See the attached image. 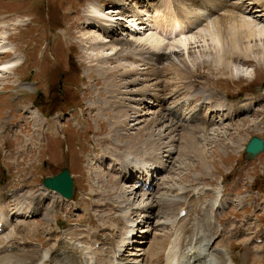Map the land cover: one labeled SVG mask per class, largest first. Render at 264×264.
<instances>
[{
    "label": "rangeland",
    "instance_id": "obj_1",
    "mask_svg": "<svg viewBox=\"0 0 264 264\" xmlns=\"http://www.w3.org/2000/svg\"><path fill=\"white\" fill-rule=\"evenodd\" d=\"M231 1L236 2L235 0ZM152 3L159 6V10L155 15L148 12L146 17L148 16L152 22L150 21V25L148 24L146 27L143 24L140 25L141 28L135 34L136 37L141 39L139 43L136 42L137 56L134 60L132 58L123 60L115 58L108 59L105 62L101 61V57L106 56L108 50L98 51L95 39L108 42L107 40L110 38L107 39L106 35H102L99 30H97V33L95 32L97 35H94V33L90 34V32L97 29L96 26L87 28L88 33L84 35L79 31L82 27L80 21L84 22V17H90L96 21V18L88 13V6L93 4L101 5L105 9L104 11H107L113 7L112 0H0V45L1 43L4 44L5 41L2 39V35H5L8 38L6 40L7 44L11 47L7 50V54H0V66L5 64L13 54L21 59V64L13 71L12 68L15 67L13 63L7 72L0 68V127L8 122L22 121L21 113L17 110L18 95H21L24 99L25 97L27 98L22 104V110H26L27 108V112L23 118L25 141L11 140L7 135L3 136L0 134V187L9 185L10 187L8 188L11 192L8 194L19 190V193L21 191L22 193L29 191L30 193L33 192L39 195L40 191L44 192V186L42 185L43 177L51 176L66 166L72 172L75 188L74 196L75 198L77 197L76 195L80 197L76 200L71 198L74 200L73 202L79 203L84 199L82 197L86 198L82 192L85 189L88 193L107 190L108 194L112 189L110 186L113 184L112 180L114 179L113 175L108 176L107 173L110 165L108 162L100 164L95 159L92 160L93 150L105 153L106 156L108 155L107 149L109 148L114 151L123 152L124 146L128 143L127 140H132V132L137 134V128L145 125V122H141L139 126L128 122L131 120L121 122L119 124L124 129L118 130V134H115L110 131L105 118V116L111 115L112 111L108 109L109 111L107 110V114L105 113L106 115L104 116L103 111L97 110L91 112V108L89 109V107L93 102H97L96 104L99 108L103 106L100 98L101 96H106V93L104 90L98 89L103 84L101 78L103 69L105 67L112 68V66L114 67L121 63L115 66L111 72L117 78L126 71L124 64L127 65L130 60L135 61L136 66L134 67L137 69L135 73L133 72L134 75L132 73L126 75L123 79L116 81L114 87L119 91L136 90L146 87L144 92H147V95L142 97H144L143 99L146 102H149V110L155 113L163 112L164 108L171 107L177 98L185 99L188 93L185 89V86L188 85L187 81L194 82L193 85L199 89H205L215 94L213 95V101L215 102H219L226 97V100L230 102L246 101L252 103V108L248 111L238 113L235 116H229L228 119H224L221 116L222 121L217 118L219 121L214 122V120L213 124L208 126V122L206 121L208 118H214L215 114L213 112L210 113L211 109L207 101L200 99L194 103L191 100L193 103L189 104V101L185 100L186 106H189V109L187 108L188 110L185 112H188L194 104L202 103V111L199 113L200 116H204V120L206 121L202 122L198 120L194 123L193 127L192 124L188 125V122L181 123L182 126H176L175 142H172L174 146L167 141L169 138L168 124L162 126L153 122L152 131L156 135L154 138L156 139L157 135L162 137V149L165 150L169 147H175L176 149L169 158H159L160 154L154 157V161L162 162L165 168L154 178L150 188L154 194L165 193L170 195H178L179 190H181L180 188H184L189 193H187L189 197L187 196L186 198L187 204L181 207L185 208L184 210L187 212L185 219L210 224L212 230L215 231L212 247L219 246L221 249H226L224 247L227 246L231 251L234 264H264V248L261 250L262 245L259 244L260 242L255 241V237L250 236L251 233L248 235L250 238L246 237L249 239V242L245 243V246L248 247L244 248L241 245V240L245 239L242 234L240 236L236 234V237L234 234H231L230 236L233 237H229L228 235L231 231L229 232L226 228L229 225L231 216H235V219L238 220L237 224L243 225V227L248 225L251 227L254 223L259 227L261 222L264 223V151L258 154L254 160L250 161L244 158L243 151V146L251 136L259 135L264 138V39L258 40L255 38L253 46H251L246 55L232 51L234 55L231 57L233 65L225 67L218 60L216 49L212 47L209 41L203 42L202 38L198 36L191 39L190 34L193 32L195 34L196 32L193 26L184 29V32L188 30L189 33H186V35L190 37L186 50L174 42L178 38V33L172 29L174 26L173 11L176 15L177 12L179 14L178 8H182L184 4H190L189 1L159 0L152 1L150 4ZM246 3L247 0L243 1L242 5L239 4V7L241 11L245 12V15H249V13H246ZM260 3L264 4V2ZM173 5L177 12L173 9ZM227 8L231 9L233 5L230 3ZM254 10H256L255 7ZM145 12L143 11V14ZM76 14H79L80 17L77 21L74 20ZM250 15L255 17L257 13H250ZM146 17L142 16L144 19ZM119 21L122 23V27L116 33H113V37H120L123 40L128 38L126 40L130 41L132 38L129 37L127 31L131 28L123 20ZM141 22L143 23L140 20L139 23ZM105 23L109 24V21ZM126 26L128 30L125 29ZM123 27L124 30L122 29ZM97 36L100 37L98 38ZM150 36L159 37L163 45L152 41ZM169 44L176 45L168 48ZM149 55H153L155 58L159 55V62L153 64L152 61H148L147 57ZM20 59H18V64L20 63ZM171 61L175 63L172 66L175 67L174 69L169 66L172 63ZM130 68L132 67L130 66ZM177 68H186V71L189 73L188 75L192 78L183 76V71H178ZM30 73L33 76L32 81L36 83L38 81V84H35L36 89L33 83H28L32 86L30 89L17 86L20 85L19 82L28 81ZM191 73L194 74L192 75ZM126 77L137 78L138 82L122 85V83L129 80ZM41 88L42 90H40ZM179 90L181 92L177 96L178 92L176 93V91ZM97 92H100L101 96ZM191 92L193 93V91ZM154 93H159L158 98L152 96ZM222 95H224L223 98L220 97ZM135 97L129 96L126 100L127 105L131 108V112L135 110ZM142 97L139 96V98ZM31 102L38 105L43 114ZM235 104L240 105V103ZM72 107L77 109H71ZM28 109L29 111L37 109L38 116L40 117L41 115L43 117L42 122L43 124H47L48 127V130L44 131L45 137L43 139L41 137L44 143L40 149L39 145L41 141H38L40 135L35 134L31 128L37 119L31 117L32 115ZM113 109L120 111L124 107L114 106ZM60 110L61 113H54L56 111L60 112ZM70 110L72 111V116L77 119V124L74 122L73 125L77 126L78 129L82 127V129L76 131L74 128L67 126L62 131V135L63 133L65 135L60 136L61 134L59 135L55 130V116L60 115L62 117L61 114L64 111L63 117L65 118L68 116ZM48 111L56 115L45 116V112ZM147 111L148 107L145 105L143 112ZM94 114H98L99 117H95ZM108 118L110 120L113 119L112 117ZM69 119L72 120L71 118ZM66 124L68 125V123ZM215 126L216 128H214ZM205 129L208 131H205ZM97 131H100V135L96 134ZM20 132L19 130L16 133L20 134ZM106 136L111 137V140L115 142L114 146L109 144V140L105 139ZM75 144L77 145L76 153L73 150ZM78 146L81 151L78 150ZM20 150L22 156L19 157ZM168 160L171 162H167ZM96 166L97 168H95ZM95 171H99L103 178H99L95 174ZM102 179H107L108 181L106 180L107 182L104 183L101 182ZM135 180L136 178L133 182H130V185H126L128 189L134 190L135 185H138ZM218 185L222 187L225 194L231 195L233 199L244 194H249L250 191L253 192V194H249L250 199L254 198V194L257 196L254 204L246 205L242 210L238 209L235 205H230L225 213H222L223 211L213 212L217 223L222 226L224 225L225 234L223 231H216L215 224L211 222L209 210L204 205L205 203L202 202L203 197L200 200L201 202L198 203L195 200V196L192 195L197 189L203 190L204 187L214 188ZM126 186H122L123 190L126 189ZM140 191L134 197V205L141 202L140 197H138L142 193ZM205 191L203 192L208 193V190ZM1 192L7 194L4 188H0ZM110 193H112V190ZM110 193L109 195L111 196ZM130 197V199H133V196ZM87 198L90 199H88L87 204L89 209L86 211L82 210V204H78L79 207L72 211V213H69V208L72 206L71 199H69V202H63L59 206L54 217L51 212L47 213V209L52 204V201L47 199L44 202L45 208L39 214H29L28 217L23 218L6 216L8 227L7 230L0 231V238L4 239L6 235L9 236L8 233L14 231L12 229L13 225H16L18 227L17 237L22 238L27 244L40 247L39 249H42L40 245H43L44 248H49L54 244V238L51 233L49 234L46 231L50 230V226L47 225L48 223L55 226L51 223L53 217L59 226L65 224L64 227L56 229V232L57 230H62L58 237H61L62 232L68 231V229L91 228L98 231L101 229L98 227L101 226V220H98L97 217L103 218L109 212H113V210L104 209L103 207L98 208V210L95 206L91 205V202L96 197L88 196ZM2 200L3 198L0 197V203ZM11 200L8 197L6 201L9 204H13ZM194 201L196 202L193 203ZM199 204H201L200 207ZM255 206L259 208H254ZM161 208L164 210L170 209V219L173 218L175 211L178 210L175 203L168 205L158 204L152 210L151 214H153H150L145 219L146 221L143 219V212L139 210L135 211V213L133 210L125 208L120 212L122 215L123 213L129 214L128 212H132L129 218H132L135 224H139V221L142 220L137 227H134V234L136 233V235L132 239L134 242H132V245L130 243V247L126 251V255L128 253L131 254L128 257L129 262L127 264H145L147 261L145 255L152 251L156 252L160 248H162L160 252H168L169 244L165 241L161 247L158 245L159 242L155 241L152 243L153 246L156 245L155 250L149 249L152 240L159 237L158 233L163 232L170 236L173 230L170 224L162 227L160 225L154 226L155 221H158L160 218L156 212ZM190 208L193 210L191 211ZM88 211L89 213L84 215ZM11 216L16 215L13 214ZM86 216H89L93 224H87ZM150 218L152 223H147ZM18 221L25 222V224L21 226L18 224ZM45 227L46 229L44 230ZM263 227L264 224L261 225V229ZM140 229H143L144 232L139 231ZM229 229L237 228L235 226ZM217 230H219L218 226ZM237 230H232V232L238 233ZM247 230L249 231L250 229ZM251 231L253 232V230ZM258 234H263L262 230H259ZM157 238L156 240H158ZM166 238L167 235L163 240ZM237 238L238 241L236 240ZM261 239L257 240L261 241ZM263 241L264 238L262 239ZM72 242L74 244V240ZM56 243L58 245L62 244L57 241ZM203 245H201V248L206 247L204 249L207 251V246ZM79 249L81 248L79 247ZM88 249H85L86 251L83 250L81 256L87 259V264H94V255ZM160 255L161 253L158 255L159 260L155 264L165 263L164 261L163 263L161 262Z\"/></svg>",
    "mask_w": 264,
    "mask_h": 264
},
{
    "label": "bare ground",
    "instance_id": "obj_2",
    "mask_svg": "<svg viewBox=\"0 0 264 264\" xmlns=\"http://www.w3.org/2000/svg\"><path fill=\"white\" fill-rule=\"evenodd\" d=\"M152 1H159V0H112L113 7H111L107 11H104L105 9H103L101 5H96L97 4L96 2V4L88 6V13L92 14V16L96 18V21H94L90 17L85 18L83 16L84 22L80 21L82 30L80 29L79 31H81L85 35L88 33L89 28L96 26L97 29H95L93 32H90V34L94 33V35H97L96 34L97 30H99L102 33V35H106L105 37H107V39L110 38L107 40L108 42L101 41L100 39L98 40L97 38L95 39L97 41L96 49H98V51L108 50L107 55L101 57V61L106 62V60L108 59L110 60L115 58H119L122 60L132 58L134 60V58L137 56L136 42L139 43L141 39L135 36V34L138 33V29L141 28L138 22L141 20L144 23H146L147 26L148 24L150 25L151 20L149 19L148 16L146 17V15H148V12L149 13L151 12V14L153 13L155 15L156 12L159 10V6L154 5L153 3L150 4ZM186 1H189L190 4H184L182 8H178L179 14L174 6L175 4L173 5L174 6L173 9L177 12V15L173 11V15H174L173 18L175 20H173L174 26L172 28L173 31L176 30L175 32L178 33V38L176 39L177 41L175 40L174 42L182 46L185 50L187 48V43L190 40L189 39L190 37L186 35V33H189L188 30H185L184 32V29L189 28L190 26H193V28L196 31L195 34L194 32L190 34L191 39H194L195 36H198L202 38L203 42L209 41L212 47L216 49L218 60L221 63H223L225 67H229L230 65H233V61L231 60V57L234 55L232 51H237L239 53H243L244 55H246V53L250 50L251 46H253V41L255 38L258 40L264 39V22H263L264 4L260 3V2H264V0H247L246 13H249V15H245V12L241 11L239 7V4L242 5L243 1L246 0H235L236 2L234 1L232 2L231 0H186ZM230 3L233 5V8L228 9L227 6H229ZM254 7L256 8V10H254ZM143 11H146L147 13L145 12V14H143ZM250 13H257V16L255 17L251 16ZM107 15H109V17H107ZM158 15L160 16V14ZM114 16L117 17L123 16L126 19L128 27L131 28L128 30L127 26L125 27V29L128 30L127 33H129L128 34L129 37L132 38L130 41L126 40L128 38H125V40H123V38L120 37L119 38L118 37L116 38V36L113 37V33H116V31H118L122 27V23ZM142 16H145L146 18L144 19L142 18ZM74 17H75L74 20L76 21L79 20L80 18L79 14H76ZM106 21H109V24H106L105 23ZM142 24L143 23L141 22L140 25ZM122 29L124 30V27ZM97 37L99 38L100 36ZM2 39L6 43L5 42L4 44L1 43L0 52L7 51L11 48L9 44H7L8 42L6 40H8V38L5 37V35H2ZM150 39L159 45L162 44L161 43L162 40L159 39V37L157 36H150ZM176 44H169L168 48L174 47V45ZM147 58L148 61H152L153 64L159 62L160 59L159 55H157L156 58L153 55H149V57ZM8 59L9 60L5 64L0 66V68L3 69V71L5 72L10 70V65L12 63L15 65V67L12 68V71L21 64V59L19 57H16L15 54L10 56ZM18 59H20L19 64H18ZM124 65L126 71L123 74H120V76H118L117 78L111 74L115 66L114 67L112 66V68L105 67L103 69V73L101 75L103 84L101 85V87H98V89L104 90L106 96H101V93L97 92V94L101 96L100 100L102 101L101 103H103V106L99 108V106L96 104L97 102H93L89 107V109L91 108L90 109L91 112L97 110L103 111L104 116L107 114L106 112L108 109L112 111V114L105 116V118L109 125L110 131L115 134L116 133L118 134L117 132L118 130L124 129L119 124L121 122L131 120L128 122L131 124H137L138 126L140 125L141 122H145V125L139 126L140 128L139 127L137 128V134L132 132L133 134L131 138L132 140L130 139L127 140L128 143H126V145L124 146L125 148L123 152H119L118 150H115L116 151L115 153L113 149L109 148L107 149L108 155L106 156L105 153H100L97 150H93L92 155L95 156V160L100 164L106 163V161L109 162L110 171L114 172V174L116 175L112 174L114 179L112 180L113 184L112 185L110 184L111 185L110 188H112L111 189L112 193H110L111 190L109 191V193L111 194V196L109 195V193L107 194V190L95 191V193L92 194L95 197H97V199L96 200L94 199L91 202V205L95 206L97 209L103 207L104 209L107 208L113 210V212H109V214H107L103 218L100 216L97 217L98 220H101V226H98L99 228H101L98 230L99 232L97 231V229L93 230L91 228L88 229L79 228L72 230L68 229V231L63 230L65 232H62L61 234L62 236L58 237V235L62 230H57L56 232V229L64 227L65 224L59 226L58 223H56L57 221L55 222V218H54L56 216L55 212L63 202L67 203V201L69 200H66L65 198L60 196V194H58L57 192L53 190H48L46 188L44 192L40 191L39 195L34 193H27L26 190H25L26 192L23 193L21 191V194L18 192L19 190L14 191L10 194L8 193L3 194V192H1L0 197H2L3 200L0 203V231L3 232L4 229L7 230L8 222H6L7 219L5 217L8 216L9 213L11 215L15 214L17 217L19 216L28 217L29 214H39L45 208L44 202L47 199L52 201L51 206L47 209V213L51 212L54 215L53 221L51 220L52 221L51 223L54 224L55 226L49 225L48 223L47 225L50 226V230L46 231L49 234L51 233V235H53L52 237L54 238V244L49 248H44L43 245H40L42 246V249H39L40 247H37L35 245L31 246L27 244L26 241H24L22 238L17 237L18 227L16 225H13L12 229H14V231L12 232L9 231L10 232L8 233L9 236L6 235L7 237L5 236L4 239L0 238L1 239L0 264H87V259H84L81 256L83 250L86 251L85 249L87 248H89L88 250H91L92 255H94L93 256L94 264H127L129 261L128 258L124 257V256L127 257L124 251L127 249V247H130L128 245H130L131 240L134 237V233H133V231L135 230L134 227H137L138 223L135 224V221L132 218H129L132 212L130 214L123 213V215L120 214V212L125 208H129L133 210V212L139 210L140 212H143L144 214L143 219L145 220L150 216L152 210L158 204L168 205L171 203H175L178 207V210L175 211L173 218L170 219L169 208L167 210L161 208L156 213L162 219L157 217L159 218V220L155 221L154 226L156 227L160 225L162 227V226H166L167 224H170L173 227L172 228L173 231L172 233H170V236L169 234L163 232L158 233L157 235L159 237L158 238L156 237L158 240H156V238L155 239L153 238L154 240H152L151 242L152 247L150 246L149 248L151 250H155L154 248H156V245L153 246L152 245L153 242L158 241L159 242L158 245H160L161 247L163 246V243L165 241L168 242L169 244L167 250L168 252L167 253H164L163 251L160 252L162 249L160 248L156 252L152 251L146 254L145 257L147 261L145 262V264L157 263V261L159 260L158 255L160 253H161L160 255L161 262L163 263L164 261L165 262L164 264H228L229 260L234 262V259L232 255L228 252V250L223 248L221 249V247L220 248L211 247L212 245L211 243L215 238L214 237L215 231L212 230V227L210 226L209 223L206 224L205 222L203 223L194 220H188L185 219L186 216L179 218L180 216L179 213L183 210L180 209V206L187 204L186 192L181 195H170L165 193L154 194L153 192H150V187L146 186L148 183L149 185H151L154 180L152 177L153 176L155 177L157 175L156 173L162 171L165 168L162 162H158L157 160L154 161V157L157 154H160L159 158L162 157L169 158L170 156H172L174 150L176 149L175 147H169L168 149L163 150L161 146L163 143L162 142L163 139L159 135H157L156 139L154 138L156 135L152 131V126H153V122H155L157 125H162V126H166L168 124L169 138L167 139V141H169L170 144L174 146V143L172 142H175L174 140L176 136V128H175L176 126H182L181 123L188 122V125L192 124L193 127L194 123H196V121L198 120L199 121L201 120L202 122L206 121L204 120V116H200L199 113L200 111H202V103L199 102L201 104H194V106L190 108L188 112H185L186 110L189 109L188 108L189 106L187 107L186 103L184 102L185 100L189 101V104L193 103L192 101H194L195 103L200 99H204L207 101L211 109L210 113L213 112L215 114L214 118L212 117L208 118V120L206 121L208 122L207 123L208 126L213 124L214 120H215L214 122L219 121L217 120V118H219L220 121H222V117L224 119H228L229 116L232 115L235 116L238 113L248 111L249 109L252 108V103L246 101L230 102L226 100V97H224V95L220 97L221 98L224 97L225 99L223 98L221 101L215 102L213 101L214 98L213 95L215 94H212L211 92L205 89H199L197 86L193 85L194 82L187 81L188 85L185 86V89L186 91H188V93L185 99H180L176 97L177 99L176 100L173 99L175 100V103L171 107L169 106L167 108H164L163 112L160 111L155 113L154 111L149 110V106H148L149 102H146L143 99L144 97H142L147 95V92H144V89L146 87L136 90H123V91H119L115 89L114 85L116 81L123 79V77H125L130 73L134 75V73L136 72L137 68L135 69L134 67L136 66L135 61L130 60L127 65L126 64ZM174 65L175 63L172 62L169 66H171L170 68L174 69L175 67H172ZM130 66L132 68H130ZM177 70L183 71V76L192 78L188 75L189 73L186 71V68L185 69L177 68ZM191 74L193 75L194 73ZM196 76L198 75L196 74ZM126 78H129V80L125 83H122V85L138 82L137 78H133V77H126ZM20 86L28 89L32 87L28 83L21 84ZM191 91H193V93ZM179 92L181 91L180 90L176 91L177 96L179 95ZM158 94L154 93L152 96L158 98ZM138 95L141 96L142 98H139ZM129 96H136L135 97L136 103L134 105L135 110L133 112H131L130 106L127 105L126 103V100L128 99ZM196 97L198 98L196 99ZM235 103H240V105H236ZM145 105L148 107L147 112H143ZM114 106H121L124 107V109L120 111H115L113 109ZM26 112H27V108L26 110L23 109V113L26 114ZM29 112L31 113L32 115L31 117L33 119L35 118L37 119L36 123L33 124V128H32L33 132L35 134L40 135L43 139L45 137L44 131L48 130L47 124H43L42 122L43 117L41 115L40 117L38 116L37 109ZM94 116L99 117L98 114L96 115L94 114ZM108 117H112L113 119L110 120ZM69 118H71L72 120H70ZM69 118L68 117L65 118L63 121L65 123H62L61 119H63V117H61L60 115H56L55 130L57 132L62 133L63 129L67 126L74 128L76 131H80L82 129V127L78 129L77 126L73 125L74 122L77 124V119L72 116V111H70ZM66 123H68V125ZM216 126L214 128H216ZM1 128L2 126L0 127V130ZM205 131L208 130L205 129ZM12 133L14 134V132ZM96 134L100 135V131H97ZM105 139L109 140L110 145L113 146L115 145L114 144L115 142L111 140V137L106 136ZM167 162L170 163L171 161L168 160ZM95 168H97V166ZM95 174L98 175L99 178H103L102 174L99 171L95 172ZM134 178H138L137 179V183L139 182L138 186L134 190L128 189L127 186L124 184L130 183ZM106 180L102 179L101 182L105 183L108 181ZM122 186H126V189L123 190ZM221 188L222 187L219 186L217 188H204V189H210L209 197L205 199L206 206H208L207 209H209L210 212H212L214 209H218V210L223 209L229 204H235L237 207H241L245 203H248L247 202L249 196L248 194H244L233 199L231 195L229 196V194L225 195L224 193H222ZM138 189L143 191L140 195H138V197H140L141 202L137 203V205H134L135 201L133 200L134 197H136ZM45 191L47 192L45 193ZM193 194H195V198H196L195 200L198 203H200L201 201L197 199L203 196L201 191L196 190L193 192ZM130 196H133V199H130L131 198ZM8 197L12 199L11 202L13 204H9L6 201ZM70 201L72 204L70 209L73 210L76 209L77 207H79L78 204H83L84 207L88 208L87 199H83L79 203L73 202L74 200L72 199ZM196 201H194L193 203H195ZM202 202H204V200ZM200 206L201 204H199V207ZM8 209L10 210L8 211ZM114 212H119V213L115 214ZM70 213L72 212L70 211ZM86 214H88V212H86L84 215ZM95 216L97 215L95 214ZM85 219L88 225L93 224L89 216H86ZM193 219L197 220L198 218H193ZM148 221L149 222L147 223H152L151 219H149ZM18 222H19L18 224L21 226L25 224L21 221ZM253 226L255 227L256 225ZM253 226L249 227L250 229L249 231L247 229L243 231L242 232L243 235L247 237L250 233H253L254 231L253 232L251 231ZM236 228L239 230L242 229L241 225L236 226ZM45 229L46 227L44 228V230ZM166 235L167 238L163 240L164 237H166ZM234 235L237 236L238 234L236 235V233H234ZM253 237H255L256 240L261 238L260 236L257 235H253ZM72 240H74V244H80V245H74ZM56 241L61 242L62 244L58 245ZM202 242H204L203 244L207 246V252L203 251L205 250L204 248L206 247H204L203 249L200 248L202 247L201 245H203ZM260 244L262 245L261 250H263L264 242ZM62 246L64 247L63 249ZM79 247L81 249H79ZM163 257H165L164 260H162Z\"/></svg>",
    "mask_w": 264,
    "mask_h": 264
},
{
    "label": "water",
    "instance_id": "obj_3",
    "mask_svg": "<svg viewBox=\"0 0 264 264\" xmlns=\"http://www.w3.org/2000/svg\"><path fill=\"white\" fill-rule=\"evenodd\" d=\"M264 148V141L259 136H252L244 147L245 157L248 159L254 158ZM45 186L58 191L65 198H70L72 195L73 182L69 177L66 168H63L60 173L54 177H46L43 180Z\"/></svg>",
    "mask_w": 264,
    "mask_h": 264
}]
</instances>
